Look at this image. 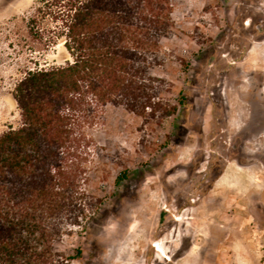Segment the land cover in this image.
Instances as JSON below:
<instances>
[{
    "label": "rangeland",
    "instance_id": "1",
    "mask_svg": "<svg viewBox=\"0 0 264 264\" xmlns=\"http://www.w3.org/2000/svg\"><path fill=\"white\" fill-rule=\"evenodd\" d=\"M173 2L155 74L177 110L110 104L87 131L93 206L62 245L82 249L73 264H264V0ZM38 3L0 0V134L20 124L26 70L69 59L30 32Z\"/></svg>",
    "mask_w": 264,
    "mask_h": 264
},
{
    "label": "trees",
    "instance_id": "2",
    "mask_svg": "<svg viewBox=\"0 0 264 264\" xmlns=\"http://www.w3.org/2000/svg\"><path fill=\"white\" fill-rule=\"evenodd\" d=\"M175 26L173 0H39L30 32L61 41L69 59L28 69L15 85L20 124L0 134V264L82 258L80 247L62 245L93 206L82 183L87 131L110 104L142 116L176 112L163 107L155 74Z\"/></svg>",
    "mask_w": 264,
    "mask_h": 264
},
{
    "label": "bare ground",
    "instance_id": "3",
    "mask_svg": "<svg viewBox=\"0 0 264 264\" xmlns=\"http://www.w3.org/2000/svg\"><path fill=\"white\" fill-rule=\"evenodd\" d=\"M158 250L161 252L162 255H167L163 248H161L160 246L158 247Z\"/></svg>",
    "mask_w": 264,
    "mask_h": 264
}]
</instances>
